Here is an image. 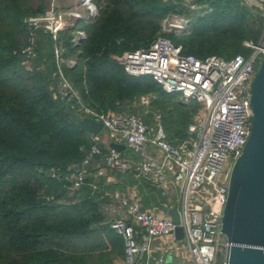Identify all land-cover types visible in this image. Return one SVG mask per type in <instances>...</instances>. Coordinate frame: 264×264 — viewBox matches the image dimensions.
<instances>
[{"label": "trees", "instance_id": "1", "mask_svg": "<svg viewBox=\"0 0 264 264\" xmlns=\"http://www.w3.org/2000/svg\"><path fill=\"white\" fill-rule=\"evenodd\" d=\"M93 1L99 8L93 19L61 32L63 57L76 60L74 66L62 65L65 76L83 103L99 113H143L138 101L154 96L151 109L162 111L174 144L187 136L199 104L179 102L180 92L165 91L151 75L129 74L114 56L147 48L163 34L184 54L231 59L249 55L244 41L258 42L264 29V20L241 0H200L203 8L183 32H163L164 19L183 12L178 0ZM46 9L47 0H0V264H114L125 257L124 241L111 226L107 199L89 185L94 176L73 189L51 174L63 177L75 165L83 168L94 144L65 112L55 42L41 31L36 59L27 62L15 53L26 42L25 19ZM77 30L87 35L79 43L73 41ZM100 145L96 160L104 166L109 151Z\"/></svg>", "mask_w": 264, "mask_h": 264}, {"label": "built area", "instance_id": "2", "mask_svg": "<svg viewBox=\"0 0 264 264\" xmlns=\"http://www.w3.org/2000/svg\"><path fill=\"white\" fill-rule=\"evenodd\" d=\"M245 1L264 9V0ZM78 6L85 12L79 11L78 7L62 9L51 2L45 12L27 17L26 42L15 53L24 56L27 62L36 59L41 31L61 45V32L81 19L89 20L97 15L92 0H79ZM189 21L180 14L169 15L163 21V32H183ZM85 38V31L77 30L73 41L79 43ZM244 45L252 49L249 55L237 54L231 59L217 55L198 57L184 54L182 46L159 34L147 48L114 56L129 74L151 75L165 91L180 92L186 101L199 104L187 136L177 144L167 139L162 126L152 133L147 122L136 114H104L87 107L73 82L65 76L62 65L66 60L60 54L61 47L55 48L59 94L73 103L80 116L102 120L111 140L125 144L134 152H140L148 144L161 152L160 158L147 156L135 163L107 145L109 153L105 165L89 183L93 191L107 199L105 210L112 215V228L123 238L126 264H153V261L158 264H216L218 246L220 251L224 247L227 252L229 242L221 231V220L233 164L251 132L250 87L256 65L264 57V29L258 42L245 40ZM68 63L70 66L76 64L72 60ZM93 140L94 144L83 159V168L63 177L53 171L52 176L71 183L73 189L82 187L89 177L85 168L103 153L101 136H93ZM108 170H134L157 190L161 188L165 197L171 190L178 192L180 204L167 207L178 209L179 223L169 214L158 215L159 206L147 208L137 195L106 189L100 180ZM179 228L182 235H177ZM181 242L187 249L188 258L181 262L170 261L171 255L181 250ZM156 249L160 250V257L153 254Z\"/></svg>", "mask_w": 264, "mask_h": 264}, {"label": "water", "instance_id": "3", "mask_svg": "<svg viewBox=\"0 0 264 264\" xmlns=\"http://www.w3.org/2000/svg\"><path fill=\"white\" fill-rule=\"evenodd\" d=\"M250 92L253 108L251 132L242 153L233 164L221 220V231L229 242L224 264H264V57L255 72ZM63 103L74 124L93 136H102V120L80 116L65 99ZM107 145L120 152L127 148L125 144L112 140ZM73 170L78 172L80 166L75 165ZM158 194L164 202L161 188H158ZM164 210L179 223L177 208L164 205ZM177 235H182L180 228Z\"/></svg>", "mask_w": 264, "mask_h": 264}, {"label": "crops", "instance_id": "4", "mask_svg": "<svg viewBox=\"0 0 264 264\" xmlns=\"http://www.w3.org/2000/svg\"><path fill=\"white\" fill-rule=\"evenodd\" d=\"M57 5L60 6V8H71V7H78L77 9L79 11L85 12V9L79 5V0H56ZM61 2V3H60ZM58 6V7H59ZM126 150V149H125ZM124 151V150H123ZM122 151V152H123ZM130 159H132L135 163H140L142 160H144L147 156H153L155 158L161 157L160 150L153 146L148 144L143 150L140 152H134L132 151V154H125ZM92 166L85 168L87 170V173L89 176H94L96 172L103 166L99 164V161L96 159L91 163ZM139 180H142L139 181ZM103 183L109 190L112 191H118L121 192L124 195L134 196L137 195L141 198L143 203L147 208H154L155 206H159L160 209H158L157 214L161 216L168 215L167 212L164 210V205H170L175 204L174 202V192H170L168 196L165 197V201L162 202L161 198L158 194L157 188L151 184L150 182L146 181L144 178L137 175L136 171L130 170L127 172H120L118 170H108L106 173V176L103 177ZM107 212V211H106ZM107 214L110 216V219L112 218V215L107 212ZM143 237H140V240H142ZM157 242V241H156ZM179 246L181 247V250L178 252H174L171 255L170 261L173 262H181L184 259L188 258V252L184 244L181 242L179 243ZM153 254L156 257H160L161 252L160 250H155ZM153 264H158L159 262L153 261ZM114 264H126L125 258H117L114 261Z\"/></svg>", "mask_w": 264, "mask_h": 264}, {"label": "rangeland", "instance_id": "5", "mask_svg": "<svg viewBox=\"0 0 264 264\" xmlns=\"http://www.w3.org/2000/svg\"><path fill=\"white\" fill-rule=\"evenodd\" d=\"M51 2H54L55 4L57 3L56 0H47V7L50 5ZM241 2L245 7L249 8L252 12H254L257 16H260L264 20V9H261L259 6H256V4H249L245 0H241ZM93 3L95 4L96 9L98 11L99 8H98L97 4L94 1H93ZM177 4H180V6H181L180 10L183 11L182 13H180V15L185 16L189 20L191 18V15H193L194 13H197V12L200 13V10L203 8V4L200 2V0H178ZM57 6H59V5H57ZM62 9H64V8H62ZM172 14H175V13H171L170 15H172ZM82 31H84V30H82ZM85 34H86V32H85ZM52 40H53V38H52ZM53 41L55 42L54 53H55V48L58 47L60 49V47H61L60 54L63 57L62 45L58 44L55 40H53ZM55 56H56V54H55ZM65 60L66 61H65L64 65H66V66H70L68 61H71V60L76 63V60L74 58L65 59ZM257 68H258V65H256V70H257ZM154 98H155L154 96H142L140 98V100L138 101L137 105L138 106L142 105V106H144L145 109H144L143 113H140V112L135 113L136 115L142 117L143 119L146 116H150L152 121L150 122L149 126L151 127L152 133H154L156 131V129H158L159 126H162L164 128L162 120H161L162 119V117H161L162 111L151 109V102L154 100ZM178 101L183 103V104H189V102L186 101L182 97V95L178 97ZM158 115H160V118L157 117ZM101 141H102V143H105V144H108L111 141L109 133L105 128L102 131ZM139 181L142 182V180H139ZM173 195H174V200H175L174 202H175L176 206H178L180 204V195L176 191L174 192ZM177 199H179V201H177ZM219 249H220V247L218 246L217 254H216V264H224L225 259H226V248L223 247L221 249V251Z\"/></svg>", "mask_w": 264, "mask_h": 264}]
</instances>
